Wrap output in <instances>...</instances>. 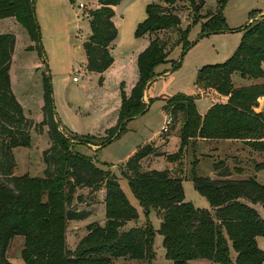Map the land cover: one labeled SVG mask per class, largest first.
Listing matches in <instances>:
<instances>
[{"label":"trees","instance_id":"trees-1","mask_svg":"<svg viewBox=\"0 0 264 264\" xmlns=\"http://www.w3.org/2000/svg\"><path fill=\"white\" fill-rule=\"evenodd\" d=\"M121 1L99 0V7L90 11L91 34L83 42L89 71L103 73L114 62L111 47L118 28L113 18L115 6ZM204 3V0H163L162 4L148 6L147 19L137 30L138 35H150L148 46L137 58L139 79L130 94L122 90L118 121L106 130L100 143L60 129L47 74L42 120L37 122L25 114L13 91L10 74L17 37L13 33L0 34V264H12L7 251L16 236L24 237L21 254L25 264H111L114 258L154 257L151 225L125 229L138 217L137 208L112 171L81 155L76 145L105 146L119 136L129 120L147 111L151 99L146 102L144 94L157 76V66L163 63L173 66L177 62L171 58L176 46L182 45L186 53L194 45L188 38L189 28L181 26V6H185L182 8L189 13L192 24L202 21V35L231 30L226 23L224 4L215 12L203 14ZM8 17L21 22L40 48L35 0H0V18ZM243 30L241 43L230 58L199 71L197 87L206 92L213 89L222 96L214 99L206 112L198 109L193 96H159L167 102L165 110L173 117L172 125L182 122L178 151L166 153L156 142H150L138 148L125 164L131 189L140 204L147 210L157 209L163 217L161 233L166 256L174 264L201 259L217 264H264V250L258 244V237H264V219L253 206L256 203L264 206V184L253 176L231 178L224 160L214 163L215 178L198 175L194 169L195 188L208 199L209 210L186 201L181 167L191 142L236 141L264 151V113L257 110L264 85L237 87L232 81L234 73L254 80L264 77V14ZM159 32L165 36H152ZM40 51L43 52L41 48ZM45 127L51 144L43 152L44 175H15L13 150L30 146L32 131L41 133ZM169 136L162 138L168 143ZM153 156H165L177 167L143 169V163ZM262 167L264 162L257 163V169ZM84 187L92 192L105 189L106 223L88 224L87 234L71 250L65 246L69 221L90 216V211L71 207L75 199L83 200V195L76 193Z\"/></svg>","mask_w":264,"mask_h":264},{"label":"rangeland","instance_id":"rangeland-1","mask_svg":"<svg viewBox=\"0 0 264 264\" xmlns=\"http://www.w3.org/2000/svg\"><path fill=\"white\" fill-rule=\"evenodd\" d=\"M202 13L215 12L224 4L226 23L231 30L202 35V21L191 23L185 6H181L182 28H189L188 38L194 44L186 53L182 45L175 47L171 58L180 61L179 66L166 75L172 63L157 66V78L151 87L145 90L144 100L149 101L145 113L129 120L123 131L107 145L99 147L94 144L76 145V150L103 169H110L118 179L120 186L138 210V217L131 220L125 229L148 225L154 230L153 251L151 260H132L114 258L111 264H174L166 256L164 237L161 233L162 215L155 208L145 209L134 195L125 164L129 157L141 146L156 142L159 149L166 153L177 152L180 145L179 120L164 132L168 113L165 110L166 100L161 94L174 96L186 94L196 98L198 109L206 112L214 99H220L218 93L208 89L200 90L196 85L199 71L207 65L225 62L239 47L244 35V26L264 14V0H204ZM163 0H122L115 7L113 18L118 36L112 43L111 55L113 64L103 73L89 71L83 42L91 34L90 11L99 7V0H35V11L40 27V48L31 40L24 25L14 17L0 18V34L13 33L17 37L12 67V87L21 100L25 114L39 122L43 118L44 77L50 76L53 100L59 124L66 133L89 138L93 143H100L106 136V130L118 121L121 107V93L124 89L130 94L139 79L137 58L149 44L150 35H138L137 30L147 19V8L150 4H162ZM254 16L253 18H251ZM204 21V19H203ZM165 36L164 32L155 35ZM33 46V48H30ZM264 68V67H263ZM76 78V79H75ZM232 81L235 86L262 83L258 80L242 77L234 73ZM222 98V96H221ZM258 109L264 104V95L258 99ZM170 135L169 142L162 136ZM236 142V141H232ZM51 141L47 127L43 132L31 133L30 146H20L13 150L17 176L29 174L32 177L44 175L46 164L43 152ZM211 142H191L183 157L182 172L185 199L196 207L211 209V205L194 185V169L201 176H214V163L224 160L233 177L248 178L253 176L264 184V167L257 169V163L264 162V151L246 149L237 152L228 146L214 148ZM177 164L169 163L165 156L151 157L143 163V169L176 168ZM83 195V200L75 199L72 208L90 211V216L83 220H70L66 232L65 246L74 250L79 241L87 234V225L92 222L106 223L105 189L92 192L89 188H79L76 196ZM256 208L264 219V206L256 203ZM259 247L264 250V237H258ZM24 237L16 236L7 251L12 264H25L22 258ZM232 257L236 253L232 250ZM189 264H217L201 259Z\"/></svg>","mask_w":264,"mask_h":264},{"label":"crops","instance_id":"crops-1","mask_svg":"<svg viewBox=\"0 0 264 264\" xmlns=\"http://www.w3.org/2000/svg\"><path fill=\"white\" fill-rule=\"evenodd\" d=\"M115 7H116V6H115ZM249 22H251V19H250ZM11 67H12V66H11ZM263 67H264V63H263ZM10 74H11V69H10ZM156 78H157V77H156ZM11 79H12V78H11ZM249 85H250V84H249ZM244 86H248V85H244ZM12 88H13V87H12ZM13 91H14V93L16 94L15 90H13ZM16 96H17V95H16ZM17 98H18V96H17ZM220 99H221V96H220ZM18 100L21 101L19 98H18ZM257 110H258V111H262V109L260 110V109H258V108H257ZM62 128H63V126L60 125V129H62ZM211 143H213V145H215L214 148L219 147L220 150H222V147H226V148H227V146H228V149H229V150L235 149L237 152H242V153H243L244 151H246V149H249V148H250V147L244 145V144L241 143V142H232V141H221V142H217V141H213V142H211ZM250 149H251V148H250ZM215 176H216V173H215V171H214V176H211V177L215 178ZM230 177H231V178H234V179H245V178H243V177H241V178L233 177L232 172H231ZM255 205H256V204H253L254 207H256Z\"/></svg>","mask_w":264,"mask_h":264},{"label":"built area","instance_id":"built-area-1","mask_svg":"<svg viewBox=\"0 0 264 264\" xmlns=\"http://www.w3.org/2000/svg\"><path fill=\"white\" fill-rule=\"evenodd\" d=\"M76 79V78H75ZM173 123V117L168 114L167 119H166V124L163 128V131L166 132L169 130V126H171Z\"/></svg>","mask_w":264,"mask_h":264},{"label":"water","instance_id":"water-1","mask_svg":"<svg viewBox=\"0 0 264 264\" xmlns=\"http://www.w3.org/2000/svg\"><path fill=\"white\" fill-rule=\"evenodd\" d=\"M179 63H180V61H177L173 66H172V68L169 70V72L166 74V75H168V74H171L178 66H179ZM261 109H262V112L264 113V104L262 105V107H261ZM107 145V144H106Z\"/></svg>","mask_w":264,"mask_h":264}]
</instances>
